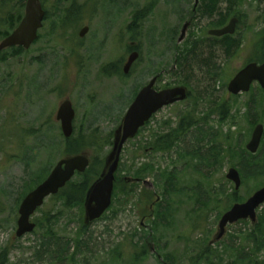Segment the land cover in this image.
<instances>
[{
  "label": "rangeland",
  "instance_id": "1",
  "mask_svg": "<svg viewBox=\"0 0 264 264\" xmlns=\"http://www.w3.org/2000/svg\"><path fill=\"white\" fill-rule=\"evenodd\" d=\"M20 1L0 0V16L19 12ZM43 1L49 17L38 39L0 58V256L6 264H261L264 204L255 222L229 224L216 237L232 200L245 201L264 186V133L257 152L247 148L256 126H264V89L254 83L247 93L228 90L234 74L260 57L264 0ZM73 1L78 23L67 14ZM235 16L233 38L209 35ZM84 26L90 28L81 37ZM132 47L140 56L125 75ZM155 75L157 88L181 85L189 94L156 112L124 145L118 176L146 167L141 180L131 191L122 183L110 209L90 225L83 203L67 208L49 197L32 217L35 229L17 236L27 183L71 156L67 141L80 133H97L101 143L112 137V145L81 152L103 157L106 168L135 93ZM66 99L76 111L69 138L56 118ZM188 116L195 124L181 141L169 151L154 148ZM231 167L242 178L238 190L227 178ZM167 206L172 214L158 216Z\"/></svg>",
  "mask_w": 264,
  "mask_h": 264
},
{
  "label": "water",
  "instance_id": "2",
  "mask_svg": "<svg viewBox=\"0 0 264 264\" xmlns=\"http://www.w3.org/2000/svg\"><path fill=\"white\" fill-rule=\"evenodd\" d=\"M195 5L199 0H195ZM46 12L41 0H26L25 13L18 26L5 38L0 41V52L13 47L22 46L25 49L37 40L39 30L44 25ZM238 17H232L227 25L221 28L209 30L213 36H224L234 34L238 24ZM189 22L183 25L179 40H183ZM89 31V26H84L79 36L84 37ZM140 53L134 50L129 54L127 62L123 67L125 74H128L139 58ZM157 76L153 77L148 84L143 86L128 107L122 124L115 132L113 148L107 158V165L101 176L90 187L85 202L86 223H91L100 218L111 206L113 200L116 172L119 167L120 157L125 143L134 138L140 128L145 126L151 117L165 106L183 101L188 97L186 86H174L157 90L155 84ZM254 82L264 88V63L249 62L243 66L230 80L228 90L237 95L248 92ZM76 111L70 99L64 100L57 111L56 118L61 123L63 135L69 138L74 132V119ZM264 133L263 124H258L253 132L252 139L247 144V148L252 152H257ZM90 164V158L86 153L75 154L61 158L52 168L49 175L32 189L21 201L19 206V218L17 222L16 234L19 237L32 232L36 227V222L32 216L37 209L43 206L45 200L57 194L66 184L72 180L76 172H85ZM227 178L235 183L238 190L242 185V178L236 167H231L227 173ZM264 204V186L256 190L246 201L236 202L227 210L219 221V232L216 237L221 239L229 224L236 223L241 219L250 218L253 222L257 220V209Z\"/></svg>",
  "mask_w": 264,
  "mask_h": 264
},
{
  "label": "trees",
  "instance_id": "3",
  "mask_svg": "<svg viewBox=\"0 0 264 264\" xmlns=\"http://www.w3.org/2000/svg\"><path fill=\"white\" fill-rule=\"evenodd\" d=\"M42 3L44 6L45 2L43 0H42ZM19 4H20L19 5V8H20L19 12L15 13L14 11H11L6 16H0V41L4 37L9 35L11 33V31L21 21L23 15H24L23 10H25L26 0L20 1ZM79 7L80 6L77 5L75 3V1H73L71 7L68 9L67 14H69L70 16H73L70 23H72V22L78 23L79 22L80 17L77 14L78 12H80ZM48 17H49V15H48V12L46 11L45 19H48ZM4 25H9V27L6 29H3L2 27ZM215 38H217V37H215ZM220 38H223V39L233 38V35L227 34V35L220 37ZM8 49L13 50L12 54H20V53L24 52V48L22 46H14V47H11ZM131 49H136V48L132 47ZM2 53H0V58H2L4 56V54H2ZM259 54H260V57L257 58V60H253V61H257L259 63H262V62H264V46L261 48V53H259ZM112 67L115 68V65H113ZM108 68H109V64L107 66H105V71H108ZM118 68H119V66H118ZM122 75H124V74H122ZM136 93H135V95H136ZM194 124H195L194 117L191 118L190 116H188V117L182 118V120L177 124V127H175V129H173L172 131L162 135L161 137H159L155 141L154 148H156L158 151H169L170 149H172L177 144V142L181 141L184 138V135L188 133L189 128L192 127ZM93 134L94 135H92L90 137H85L84 135H82V133H80L76 138H73L72 140L69 139L67 141V147H66L67 155L79 154L84 149L87 150L90 147L99 148L102 145H106V146L112 145V143H113V141L111 139L112 137L109 139H106L104 143H101L102 140L100 141L99 134H97V133H93ZM101 148H99V149H101ZM103 167H104L103 157H99L98 155H96L95 157L91 158V164L89 165V167L87 168V170L85 172L76 174L75 177H78V179H79L78 183H76V181L74 179L71 180L70 182H68L66 184V186H64L59 191L58 194L53 195L51 197H53V199L62 200L64 203V206L67 208L74 207L75 205H78V204L81 205L84 202L86 194H87L88 190L90 189L94 179H96V177L99 176L98 175L99 170H102ZM50 169H51V165H47L43 169H40V171H39V173H37L36 177L32 178L29 181V183H27L25 192H27L29 189L32 190L39 183H41L49 174ZM145 169H146V167H140V168H136L135 166L131 167V174L130 175H132L133 177H126L125 176V178L119 177L118 172H117L116 181H115V192L117 189H120L119 187L122 188V183L126 186V188L128 190L131 191L132 188H130V185L137 183V181H135V180L140 179L142 177V174L144 173ZM115 192H114V198H115ZM242 201H240L239 199L238 200H232V203L234 204L235 202H242ZM166 208H169V206H167ZM159 214L160 215H158V216L165 218L167 215H171L172 213H171V209L169 208V209H166L165 213L160 210ZM4 257H5L4 255L0 256V264H6L7 258H4ZM141 257H142V254H141ZM136 260H138V259H136ZM209 264H213V263H209ZM261 264H264V261H262Z\"/></svg>",
  "mask_w": 264,
  "mask_h": 264
},
{
  "label": "flooded vegetation",
  "instance_id": "4",
  "mask_svg": "<svg viewBox=\"0 0 264 264\" xmlns=\"http://www.w3.org/2000/svg\"><path fill=\"white\" fill-rule=\"evenodd\" d=\"M155 76H157V81H156V84H157V82H158L159 79H160V75H155ZM156 84H155V88L158 89V90H161V89H159V88L156 87ZM162 89H164V88H162ZM90 164H91V161H90ZM90 164H89V165H90ZM88 167H89V166H88ZM104 169H105V168H104ZM104 169H103V171H104ZM118 170H119V167H118ZM103 171H102V172H103ZM102 172H101V174H102ZM101 174H100V176H101ZM100 176H99V177H100ZM99 177H98V178H99ZM98 178H97V179H98ZM97 179H96V180H97ZM96 180H95V181H96ZM140 180H141V179H136L135 181H137V183H138ZM95 181H93V183H94ZM93 183H92V184H93ZM86 196H87V194H86ZM85 202H86V197H85V200H84V202H83V204H84V208H85Z\"/></svg>",
  "mask_w": 264,
  "mask_h": 264
}]
</instances>
